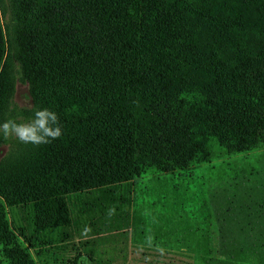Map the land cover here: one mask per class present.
Wrapping results in <instances>:
<instances>
[{
    "label": "trees",
    "instance_id": "trees-1",
    "mask_svg": "<svg viewBox=\"0 0 264 264\" xmlns=\"http://www.w3.org/2000/svg\"><path fill=\"white\" fill-rule=\"evenodd\" d=\"M16 77L63 134L0 159V264H36L8 207L135 181L136 244L264 264V0H0V122Z\"/></svg>",
    "mask_w": 264,
    "mask_h": 264
},
{
    "label": "rangeland",
    "instance_id": "rangeland-1",
    "mask_svg": "<svg viewBox=\"0 0 264 264\" xmlns=\"http://www.w3.org/2000/svg\"><path fill=\"white\" fill-rule=\"evenodd\" d=\"M16 80L9 118L27 122L31 107L18 105L23 97H29L27 84L17 77ZM29 145L14 137L4 139L0 159L18 156ZM139 186L140 182L135 181L69 195L70 224L65 227L37 231L30 206L8 207V221L36 264H194V257L185 250L143 246L133 241L134 209L149 200L138 195ZM146 187L140 191L146 194ZM148 190L151 194V186Z\"/></svg>",
    "mask_w": 264,
    "mask_h": 264
},
{
    "label": "clouds",
    "instance_id": "clouds-1",
    "mask_svg": "<svg viewBox=\"0 0 264 264\" xmlns=\"http://www.w3.org/2000/svg\"><path fill=\"white\" fill-rule=\"evenodd\" d=\"M18 105L31 107L33 117L27 122L13 118L0 122V136L5 140L14 137L23 144L39 146L62 136L63 129L56 112L48 108H36L29 104L28 96L23 97L22 103Z\"/></svg>",
    "mask_w": 264,
    "mask_h": 264
}]
</instances>
